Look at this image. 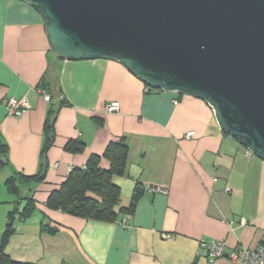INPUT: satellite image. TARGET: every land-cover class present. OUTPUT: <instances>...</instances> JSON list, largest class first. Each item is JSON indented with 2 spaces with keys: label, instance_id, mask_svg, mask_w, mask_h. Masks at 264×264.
Returning <instances> with one entry per match:
<instances>
[{
  "label": "crops",
  "instance_id": "0c3cea01",
  "mask_svg": "<svg viewBox=\"0 0 264 264\" xmlns=\"http://www.w3.org/2000/svg\"><path fill=\"white\" fill-rule=\"evenodd\" d=\"M8 98L26 99L29 110L9 116ZM110 103L117 112L106 111ZM47 118L53 119L48 142ZM0 140L7 147L0 161V243L10 213L27 205L31 213L24 221L14 215L4 248L14 261L207 264L202 242L223 241L227 253L264 246V161L223 135L201 100L147 92L115 61L57 58L40 15L19 0H0ZM117 141L127 147L126 165L111 183L120 207L136 194L131 214L89 220L47 204L92 157L109 171L103 155ZM125 216L127 229L120 225ZM214 264L231 263L223 257Z\"/></svg>",
  "mask_w": 264,
  "mask_h": 264
},
{
  "label": "water",
  "instance_id": "95a60500",
  "mask_svg": "<svg viewBox=\"0 0 264 264\" xmlns=\"http://www.w3.org/2000/svg\"><path fill=\"white\" fill-rule=\"evenodd\" d=\"M51 52L110 60L149 89L190 96L264 161V0H19Z\"/></svg>",
  "mask_w": 264,
  "mask_h": 264
},
{
  "label": "trees",
  "instance_id": "16d2710c",
  "mask_svg": "<svg viewBox=\"0 0 264 264\" xmlns=\"http://www.w3.org/2000/svg\"><path fill=\"white\" fill-rule=\"evenodd\" d=\"M145 90L147 92L154 91L146 86ZM52 126L53 119L47 118L44 124L46 142L51 138ZM126 148L122 141L111 143L106 148L103 157L111 164L110 170L107 172L98 169L97 157L89 159L83 169L72 170L59 189L50 195L47 204L55 210L59 209L65 212V214L89 220L114 222L120 214H131L136 194L132 197L128 207H120L118 205V188L111 183L112 176L124 174ZM6 150V144L0 140V161L2 157L5 159ZM29 211L30 208L27 205L21 213L9 214V220L0 243V264H30L14 261L4 251L7 238L14 231L12 227L14 215H18L19 219L24 221L30 216ZM15 212H17L16 208ZM42 229L51 235L56 232L55 228H49L48 225H44Z\"/></svg>",
  "mask_w": 264,
  "mask_h": 264
},
{
  "label": "built area",
  "instance_id": "2783aa9c",
  "mask_svg": "<svg viewBox=\"0 0 264 264\" xmlns=\"http://www.w3.org/2000/svg\"><path fill=\"white\" fill-rule=\"evenodd\" d=\"M43 99L48 102L50 97L44 94ZM174 104L176 105L177 102L174 101ZM3 106L7 114L14 117H20L29 110V104L26 99L17 100L15 98H8L3 101ZM106 111L109 113L117 112L118 104L110 103L106 105ZM192 136L193 133L191 132L186 135V138L189 139ZM54 166L57 167V164ZM151 191L162 192V190L158 188H152ZM128 223L129 218L125 216L121 219L120 225L127 229L129 228ZM201 247L206 252L207 264H214L216 260L223 257H226L231 264H264V246L262 245L255 249L236 246L228 253L226 252V244L223 241L202 242Z\"/></svg>",
  "mask_w": 264,
  "mask_h": 264
}]
</instances>
